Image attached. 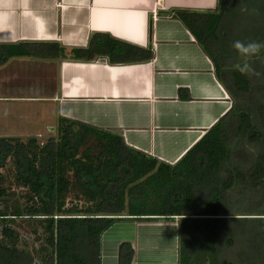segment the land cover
I'll list each match as a JSON object with an SVG mask.
<instances>
[{
  "label": "trees",
  "instance_id": "1",
  "mask_svg": "<svg viewBox=\"0 0 264 264\" xmlns=\"http://www.w3.org/2000/svg\"><path fill=\"white\" fill-rule=\"evenodd\" d=\"M234 1L256 3L255 26L248 21L254 35L215 36L264 42V0ZM186 15L175 11L172 17L185 23ZM123 46L131 55L142 53V60L151 58L149 50ZM0 50V63L94 57L90 48L66 52L54 43ZM230 57L228 67L221 56L212 57L232 101L229 111L173 165L126 147L118 135L64 118L56 119L55 137L41 145L35 136H0V170L11 161L12 182L25 191L22 202L0 207V264H35L18 247V234L9 227L14 219L43 225L41 264H98L100 235L112 223L159 219L177 220V264H264V49L249 58ZM244 64L252 71L242 74ZM3 184L0 173L2 203L9 194ZM71 190L82 205H68ZM131 258V247L121 244L119 264Z\"/></svg>",
  "mask_w": 264,
  "mask_h": 264
},
{
  "label": "crops",
  "instance_id": "2",
  "mask_svg": "<svg viewBox=\"0 0 264 264\" xmlns=\"http://www.w3.org/2000/svg\"><path fill=\"white\" fill-rule=\"evenodd\" d=\"M255 6L234 0H0V46L54 43L66 52L90 48L94 56L3 60L0 124H36L26 106L22 112L7 104H48V128L57 118L75 121L173 165L229 111L232 101L212 57L233 64L235 38L215 35H254L250 23L245 30L243 9ZM175 11L187 14L185 23L172 17ZM124 44L149 50L151 58L131 55ZM121 244L132 249L130 264H177V220L112 223L100 235L98 264H119Z\"/></svg>",
  "mask_w": 264,
  "mask_h": 264
},
{
  "label": "rangeland",
  "instance_id": "3",
  "mask_svg": "<svg viewBox=\"0 0 264 264\" xmlns=\"http://www.w3.org/2000/svg\"><path fill=\"white\" fill-rule=\"evenodd\" d=\"M253 7L252 9L245 8L243 11L244 13L243 19L245 20L246 23H248V21L253 18V15L256 21V8H253ZM254 11H255V14H254ZM261 11L264 15V6H261ZM7 69H9L8 71L12 72L13 66H9ZM21 69H24V68H21ZM21 72L23 73L24 71H21ZM52 87H53V83H50L45 88V91L44 92L41 91V92L46 93L49 90H51ZM35 90L37 93L39 92L37 89L33 90L30 88V92L32 91L35 92ZM43 105H46V106H43ZM7 106H9L10 108L16 107L17 109L22 108L23 110L22 112L25 111V106H26V108L29 111H33L34 115H36V118L32 121L36 124L34 126L27 125L25 124L24 119L23 120L22 119L12 120V121H9V123H7L8 120L6 118H9L10 116L8 115L10 110H8ZM7 106H4V108H7L5 109V114H4V118L6 120L4 121V125L2 123L0 124V136L1 137L3 136L20 137L21 139L25 140L26 138L29 137L30 134L35 133L36 135L34 136L37 142L39 143V145L45 143L49 138L55 137L56 132H55V124L53 123L54 120L52 122L54 124V127H51V125H49L50 127L48 128V126L45 125L46 121L48 122V119L46 120V118H52L48 114V111H47L48 110L47 107H49L48 104H35V103L34 104L33 103L32 104H17V103H14V104H7ZM13 115H14V112H13ZM19 116H23V115L20 114ZM16 118L18 117L16 116ZM0 173L4 177L3 186L6 188V192L9 193L8 196L4 200L5 202L4 203L0 202V207L2 208L3 206H5L4 205L5 203H7L8 205H13L17 202H22L23 199L21 200L20 197L25 194V191L15 186L12 182L13 181V175H12L13 167H12L11 161L6 164L5 168L0 170ZM76 192L77 191L71 190L68 193L67 195V201H69L68 205H70L71 203L73 204L77 203L79 206L82 205V202L75 200V198L77 197ZM8 205L6 206L8 207ZM12 221L13 222L9 223V227L18 234V239H17L18 247L29 252L35 259L34 260L35 264H41L40 260L42 258V254L39 253L38 251L41 247L45 246L44 244L45 234L43 232V225L39 221H36L35 219H14Z\"/></svg>",
  "mask_w": 264,
  "mask_h": 264
},
{
  "label": "clouds",
  "instance_id": "4",
  "mask_svg": "<svg viewBox=\"0 0 264 264\" xmlns=\"http://www.w3.org/2000/svg\"><path fill=\"white\" fill-rule=\"evenodd\" d=\"M232 47L238 56L249 58L260 53L261 49H264V42L253 41L244 43L236 40L233 42ZM239 71L243 74L251 72L252 70L247 64H244L243 66H239Z\"/></svg>",
  "mask_w": 264,
  "mask_h": 264
}]
</instances>
